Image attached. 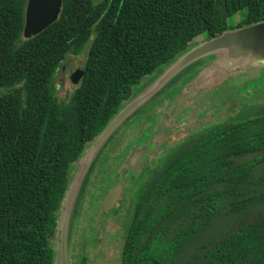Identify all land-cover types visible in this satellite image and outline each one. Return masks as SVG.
<instances>
[{
    "label": "trees",
    "instance_id": "trees-1",
    "mask_svg": "<svg viewBox=\"0 0 264 264\" xmlns=\"http://www.w3.org/2000/svg\"><path fill=\"white\" fill-rule=\"evenodd\" d=\"M26 1L0 0V264H55L72 164L144 79L198 39L264 20V0H62L25 39ZM82 54L59 100L55 77ZM262 113L205 131L153 174L120 264H264Z\"/></svg>",
    "mask_w": 264,
    "mask_h": 264
},
{
    "label": "rangeland",
    "instance_id": "rangeland-1",
    "mask_svg": "<svg viewBox=\"0 0 264 264\" xmlns=\"http://www.w3.org/2000/svg\"><path fill=\"white\" fill-rule=\"evenodd\" d=\"M203 40L198 39L197 43H201ZM69 58L70 65H79L83 54L77 57L69 56ZM207 60L195 63L198 71L193 74V76L197 75L191 79L194 82L191 86L194 101L191 104L193 106L189 109L198 108L196 103L201 106L196 113L197 124L190 122L192 130H189L184 138L177 141L161 142L159 146L156 145L154 151V146H152L147 160L137 167L139 170L128 168V175L122 179L119 171L123 164L121 161L134 143L141 142L146 138L144 135H140V138L137 136L136 124L133 128L130 127L134 122L130 121L133 114L118 127L113 135L114 138L110 142L107 141L108 145L105 144L103 147L99 145L94 149L86 150V157L80 161V177L75 178L76 183L73 184L72 191L67 195V202L70 206L67 254L70 264H78L81 254L86 257L87 264H120L126 228L138 195L145 188L146 183L151 180L153 174L167 163L173 153L222 122L231 121L234 123L247 117L263 114L264 69L261 72L252 70L240 73L237 71L230 78L215 83L210 77L220 79L228 70H238L242 68V65H232L231 61L210 65L211 62ZM192 67L193 65L188 69ZM59 82L61 85L57 87V96L60 100L72 90L76 82H70L66 76L62 83L61 74L58 73L55 77V84ZM186 103H191V101ZM202 119H205L203 123ZM135 120L137 121V119ZM135 136L140 140L135 139ZM102 150L104 151L102 152ZM98 155L100 156L98 157ZM78 162L79 159L72 164L69 171L70 178L73 176ZM117 180L123 182L126 188L124 203L121 209L114 206L105 213L103 206L101 207L102 195ZM89 223H92V226L85 231ZM100 228L103 231L102 235L94 240L93 236ZM83 238L87 240L83 242Z\"/></svg>",
    "mask_w": 264,
    "mask_h": 264
},
{
    "label": "water",
    "instance_id": "water-1",
    "mask_svg": "<svg viewBox=\"0 0 264 264\" xmlns=\"http://www.w3.org/2000/svg\"><path fill=\"white\" fill-rule=\"evenodd\" d=\"M61 6L62 0H27L24 11L23 38L28 39L35 36L57 20ZM206 59L211 62L210 65H217L218 63L227 61H231L232 65H242V68L238 70H228L220 79L210 77L215 83L230 78L237 71H240V73L241 71L248 72L252 70L261 72L264 69V20L236 29L226 30L215 37L205 39L201 43H196L166 67L162 68L151 79H144L145 85L137 90L131 100L114 115L95 139L86 147L83 155L79 158L58 215L54 244L55 264H70L67 254V231L70 209L67 195L72 191L73 184L76 183L75 178L80 177V161L86 157V150L90 148L94 149L99 145H101L100 147H103L105 144L108 145V142L114 138L113 135H115L118 127L131 114L134 116H132L130 121L139 117L146 110H149L147 112L150 118H146L143 124L139 123L138 128H142L143 125L147 127L148 132L144 135L147 139L145 138L140 143L137 142L132 145L127 155H125L123 167L139 170L137 167L147 160L152 146H154V151L156 145L159 146L161 142L177 141L184 138L189 130H192L190 129V122L195 125L197 124L196 113L201 106L196 103L198 108L189 109L193 106L191 104L194 101V97L192 96L193 90L191 88L194 82L191 79L197 75L193 76L198 71L195 63ZM191 65L193 67L188 69ZM82 71L83 64L81 63L71 71L70 79L74 82L77 81ZM190 101L191 103H186ZM203 121L205 119H202V123ZM149 130H151V134ZM122 191L121 184H116L108 189L102 199L103 211L105 213L113 206H119Z\"/></svg>",
    "mask_w": 264,
    "mask_h": 264
},
{
    "label": "flooded vegetation",
    "instance_id": "flooded-vegetation-1",
    "mask_svg": "<svg viewBox=\"0 0 264 264\" xmlns=\"http://www.w3.org/2000/svg\"><path fill=\"white\" fill-rule=\"evenodd\" d=\"M70 58H68V60H69ZM68 60H66L65 62H64V65L62 66V71H60L59 72V74H61V78H62V83H64V78L66 77V76H68V78L70 79V74H71V71L73 70V69H75L76 67H78L77 65H70L69 64V62H68ZM147 111H149V110H146V111H144V112H142L141 114H140V116L139 117H137V118H135V119H137V121L134 119L133 121L134 122H132V124H133V126H130L131 128H133L134 126H135V124H136V126H135V130H136V132H137V136L140 138V135H145L147 132H148V130L146 129L147 127L145 126V125H143V127L142 128H138L139 127V123L140 124H143V122H144V120L146 119V118H150V115H148V112ZM157 123H158V121H157ZM222 123H232L231 121H225V122H222ZM156 126H157V124H156ZM151 132V130H149V133ZM142 133V134H141ZM151 134V133H150ZM153 135H155V134H153ZM135 139H138V138H136V136L134 137ZM154 139H155V137H154ZM154 139H152V140H154ZM138 140H140V139H138ZM140 143V142H139ZM124 159H125V157H124ZM124 159L121 161V164L123 163V161H124ZM126 168V169H125ZM128 168H131V167H123V164L121 165V167L119 168V171H120V175H121V179L122 178H124L126 175H128ZM116 184H121V186H122V195H121V199L119 200V206H118V208L119 209H121V206H122V204L124 203V194H125V186L123 185V182H121L120 180H117L115 183H113L112 185H110L108 188H107V191H108V189L110 188V187H112V186H114V185H116ZM107 191L102 195V198H103V196L107 193ZM101 202H102V200H101ZM101 207H102V205H101ZM114 207V206H113ZM112 207V208H113ZM102 209V208H101ZM101 212H102V210H101ZM90 226H92V223H89L87 226H86V228H85V231H87L88 229H89V227ZM92 228V227H91ZM92 232V231H91ZM102 228H100L99 230H98V232H97V234L96 235H92L93 237H94V240L96 239H98L101 235H102ZM87 239L86 238H83V242H85ZM94 240H91V241H94Z\"/></svg>",
    "mask_w": 264,
    "mask_h": 264
}]
</instances>
